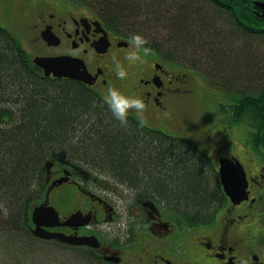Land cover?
<instances>
[{
  "label": "trees",
  "instance_id": "16d2710c",
  "mask_svg": "<svg viewBox=\"0 0 264 264\" xmlns=\"http://www.w3.org/2000/svg\"><path fill=\"white\" fill-rule=\"evenodd\" d=\"M83 1L117 31L146 37L152 54L163 51L218 84L231 98L230 122L246 126L253 149L264 151V19L253 6L264 0ZM253 53L263 58L256 78L249 56L261 57ZM149 130L129 118L121 126L76 82L42 77L0 27V236L18 248L40 243L29 217L48 190L46 165L58 159L122 196L157 198L188 223L212 219L222 194L209 155L195 140Z\"/></svg>",
  "mask_w": 264,
  "mask_h": 264
},
{
  "label": "flooded vegetation",
  "instance_id": "af4514ba",
  "mask_svg": "<svg viewBox=\"0 0 264 264\" xmlns=\"http://www.w3.org/2000/svg\"><path fill=\"white\" fill-rule=\"evenodd\" d=\"M32 5L33 15L25 32L33 58L68 56L83 60L90 74L89 83L60 80L80 84L103 103L109 88L142 98L146 104L143 122L134 112L128 118L149 127V132L173 137L161 129H177L172 111L179 99L193 94L191 71L152 55L144 57L145 63L130 66L124 58L130 36L107 25L89 2L32 0ZM253 6L261 19L263 11ZM116 62L126 70V79H117ZM213 146L219 154L218 144ZM222 154H209L222 201L213 218L199 224L182 220L157 198L136 199L111 191L108 185L87 178L77 165L58 159L51 168L46 205L56 209L61 225L45 229L70 238L95 237L101 245L92 248L59 239H38L54 245L64 256L71 254L79 264L87 254L93 264H264V162L254 164L250 174L246 170L248 199L234 204L224 193L219 172V160L234 155ZM66 171L69 180L56 184ZM72 215H78L76 221L64 225Z\"/></svg>",
  "mask_w": 264,
  "mask_h": 264
},
{
  "label": "rangeland",
  "instance_id": "374dc122",
  "mask_svg": "<svg viewBox=\"0 0 264 264\" xmlns=\"http://www.w3.org/2000/svg\"><path fill=\"white\" fill-rule=\"evenodd\" d=\"M33 10L32 0H0V27L9 30L22 43L24 49L30 53L29 56L32 58L35 54L31 53L33 50L30 48L25 27L31 22ZM262 38V42H264V37ZM243 47L247 50L245 45ZM261 50L264 56V47H261ZM158 54L162 59L166 57L163 51H159ZM248 56L246 54L244 57ZM254 56L253 58L251 54L249 56V58L251 57L250 64L254 70L252 78L257 77L259 72L258 68L255 70V67H258L261 59L263 60L261 55V58H255ZM193 76L195 77L192 81L193 94L188 99H183L182 97L179 99L180 102L173 107L172 113L177 129L174 128V132L171 131L172 133L164 129L161 130L175 137H186L195 140L207 155H209L208 152L215 156L221 153H223L222 155H233L236 153L235 156L239 157L245 164L248 173L254 172V164H259L262 161L256 154H264V151L260 150L256 153L257 150L253 149L248 142L249 130L246 126L234 125L230 122V96L226 95L215 82H208L206 75L203 73L193 70ZM240 92L249 91L242 89ZM213 143L218 144V148H220L219 154L217 149L213 148ZM57 164L60 166L59 163ZM98 182L100 183L99 180ZM100 184L96 185L102 186ZM115 190L116 188L111 191ZM68 193L69 190L67 191ZM5 220L6 214L1 212L0 226ZM2 229L3 227H0V233ZM31 242L35 243L34 241ZM17 244L23 243L20 241L17 243V240L14 241L11 235L1 234L0 264H79L71 254L65 255L66 258L62 254L51 255L52 258H50L46 253H54L48 246L40 243L29 248L24 246L18 248ZM17 249L16 255L15 251ZM89 259L87 254L82 264H85V262L91 264Z\"/></svg>",
  "mask_w": 264,
  "mask_h": 264
},
{
  "label": "water",
  "instance_id": "95a60500",
  "mask_svg": "<svg viewBox=\"0 0 264 264\" xmlns=\"http://www.w3.org/2000/svg\"><path fill=\"white\" fill-rule=\"evenodd\" d=\"M263 13L260 15L264 19V2H258ZM34 63L44 70L46 77L53 75L56 78H70L74 80L89 83V75L85 62L70 57H36ZM220 173L225 193L231 197L234 203H240L248 199V179L243 165L235 158L232 160H220ZM63 181H60L62 183ZM48 197V196H47ZM78 215H73L72 219L65 222L66 225L74 223ZM33 222L36 225L35 234L44 239H59L61 241L75 244L87 245L89 247L98 248L100 243L95 237H66L63 234L50 233L44 229L46 226H54L60 224L58 213L52 207L41 205L33 211ZM75 219V220H74ZM61 225V224H60Z\"/></svg>",
  "mask_w": 264,
  "mask_h": 264
},
{
  "label": "clouds",
  "instance_id": "9594fccd",
  "mask_svg": "<svg viewBox=\"0 0 264 264\" xmlns=\"http://www.w3.org/2000/svg\"><path fill=\"white\" fill-rule=\"evenodd\" d=\"M148 45V39L139 33L129 37V48L124 58L130 66L135 65L137 62L140 64L145 63L144 57L152 54V49ZM115 75L120 80L127 78V72L119 62L115 64ZM103 99L112 112L113 117L119 121L121 126L127 125L130 112L136 113L141 118V122H143L142 118L146 110V104L142 98L129 97L118 89L109 88Z\"/></svg>",
  "mask_w": 264,
  "mask_h": 264
},
{
  "label": "bare ground",
  "instance_id": "6f19581e",
  "mask_svg": "<svg viewBox=\"0 0 264 264\" xmlns=\"http://www.w3.org/2000/svg\"><path fill=\"white\" fill-rule=\"evenodd\" d=\"M165 60L168 62V63H170V64H173V65H179V66H181V67H183L184 69H187V70H189V71H191V76H192V78L193 79H195V77L193 76V69L190 67V66H188V65H185V64H183V63H181V62H179V61H177V60H171L170 58H166L165 57ZM193 81V80H192ZM183 99H187L186 97H183ZM43 201V200H42ZM41 201V202H42ZM41 202L39 203V204H41ZM30 217L32 218L33 217V213L31 212V214H30Z\"/></svg>",
  "mask_w": 264,
  "mask_h": 264
}]
</instances>
